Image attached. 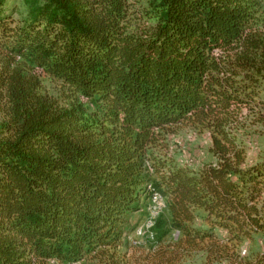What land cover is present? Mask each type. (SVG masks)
Returning <instances> with one entry per match:
<instances>
[{
	"label": "trees",
	"instance_id": "1",
	"mask_svg": "<svg viewBox=\"0 0 264 264\" xmlns=\"http://www.w3.org/2000/svg\"><path fill=\"white\" fill-rule=\"evenodd\" d=\"M248 123L264 125V0H0V264H264V244L241 250L264 239ZM182 127L209 134V163H176ZM153 194L166 209L131 253Z\"/></svg>",
	"mask_w": 264,
	"mask_h": 264
},
{
	"label": "rangeland",
	"instance_id": "2",
	"mask_svg": "<svg viewBox=\"0 0 264 264\" xmlns=\"http://www.w3.org/2000/svg\"><path fill=\"white\" fill-rule=\"evenodd\" d=\"M44 91L55 93L56 85L47 77L42 78ZM244 135V144L247 152V163L255 164L264 161V125L247 124ZM211 146L210 136L207 132H200L190 127H182L175 135L170 136L171 155L176 163L180 166H187L197 169L205 163L212 160L209 153ZM141 211L131 215L128 219L124 239L126 247L131 253H139L138 247L148 250L152 243V234L150 233L152 223L153 205L151 199H141ZM176 238L177 234L173 233ZM264 244V239L256 236L254 240H246L242 245V252L248 254L250 251H259ZM205 260L202 255H192L179 264H204Z\"/></svg>",
	"mask_w": 264,
	"mask_h": 264
},
{
	"label": "built area",
	"instance_id": "3",
	"mask_svg": "<svg viewBox=\"0 0 264 264\" xmlns=\"http://www.w3.org/2000/svg\"><path fill=\"white\" fill-rule=\"evenodd\" d=\"M150 199L153 205V209H152L153 219L151 223V225L153 226L154 220L166 209V202L164 198L159 194H153ZM245 255H246V252L245 251L242 252V256H245Z\"/></svg>",
	"mask_w": 264,
	"mask_h": 264
}]
</instances>
